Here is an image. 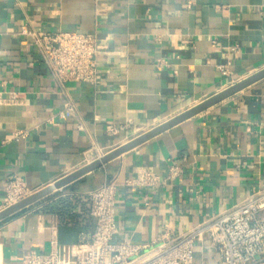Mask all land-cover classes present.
Instances as JSON below:
<instances>
[{
  "label": "crops",
  "instance_id": "1",
  "mask_svg": "<svg viewBox=\"0 0 264 264\" xmlns=\"http://www.w3.org/2000/svg\"><path fill=\"white\" fill-rule=\"evenodd\" d=\"M190 1L0 0V93L25 97L0 105V213L13 175L34 194L54 187L0 221V264H21L28 250L48 252L52 239L76 244L81 233L90 236V194L111 180L119 184L114 240L137 244L167 229L181 234L264 188V78L54 186L90 165L89 157L106 156L264 70V0ZM22 26L96 34L99 83L58 85L32 41L19 35ZM17 131L27 135L15 138ZM142 168L164 184L134 185ZM63 197L88 201L76 210L79 227L45 210ZM192 264L221 261L205 241Z\"/></svg>",
  "mask_w": 264,
  "mask_h": 264
},
{
  "label": "built area",
  "instance_id": "2",
  "mask_svg": "<svg viewBox=\"0 0 264 264\" xmlns=\"http://www.w3.org/2000/svg\"><path fill=\"white\" fill-rule=\"evenodd\" d=\"M19 35L32 41L41 60L61 87L65 88L70 83H99L100 42L96 34L78 31L39 33L22 26ZM217 68L228 70L226 65H218ZM24 102L22 93L14 91L6 96L0 93V105ZM69 107L73 109L71 105ZM110 131L118 132L112 127ZM26 135L24 131H17L14 137ZM103 156L89 157L87 163L91 164ZM172 173L177 175L178 168H174ZM132 183L142 187L164 184L160 176L148 168L140 169L138 178ZM118 185L116 179L111 180L91 192L90 215L94 218L95 228L90 236L82 233L76 244H61L52 239L48 252L28 250L22 256L21 264H192L197 243L205 241L217 250L221 264H264V188L181 234L167 229L153 243L137 244L130 240H114L118 233ZM33 194L21 176H11L5 184L4 209Z\"/></svg>",
  "mask_w": 264,
  "mask_h": 264
},
{
  "label": "water",
  "instance_id": "3",
  "mask_svg": "<svg viewBox=\"0 0 264 264\" xmlns=\"http://www.w3.org/2000/svg\"><path fill=\"white\" fill-rule=\"evenodd\" d=\"M264 78V70H262L261 72H258L257 74H255L254 76L239 82L233 86H231L230 88H228L227 90L216 94L215 96H213L212 98L206 100L205 102H203L202 104L184 112L183 114L178 115L177 117L173 118L172 120H170L169 122H167L166 124L152 130L151 132L144 134L143 136L133 140L132 142L118 148L117 150L111 152L110 154L104 156L103 158H101L100 160L95 161L94 163L84 167L83 169L79 170L78 172L66 177L65 179L57 182L54 186L56 188H61L75 180H78L79 178L83 177L84 175H86L87 173L94 171L100 167H102L103 165L107 164L108 162L118 158L119 156H121L123 153L135 148L136 146L142 144L145 141H148L149 139L157 136L158 134L163 133L164 131L206 111L207 109H209L210 107L224 101L225 99L233 96L234 94L238 93L239 91L243 90L244 88L248 87L249 85L261 80ZM54 187H48L45 188L39 192H36L35 194H33L32 196L26 198L25 200L7 208L6 210H4L3 212L0 213V221L3 219L8 218L9 216L25 209L26 207H29L30 205L36 203L37 201L41 200L42 198H44L46 195H48Z\"/></svg>",
  "mask_w": 264,
  "mask_h": 264
},
{
  "label": "trees",
  "instance_id": "4",
  "mask_svg": "<svg viewBox=\"0 0 264 264\" xmlns=\"http://www.w3.org/2000/svg\"><path fill=\"white\" fill-rule=\"evenodd\" d=\"M87 202L88 201L84 198L63 197L58 199L54 204H49L45 208V210L51 213H55L59 215L62 220L73 222L76 226L79 227V213H77L76 210L79 208L80 203L83 208L84 207L83 203L85 204ZM86 210H87V214L90 215V208H87ZM91 217H89V219L91 220V226L94 227V219Z\"/></svg>",
  "mask_w": 264,
  "mask_h": 264
}]
</instances>
